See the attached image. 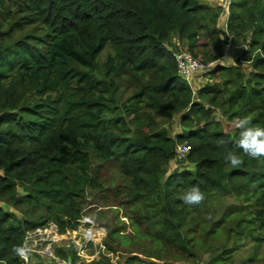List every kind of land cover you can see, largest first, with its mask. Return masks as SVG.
<instances>
[{
    "label": "trees",
    "instance_id": "16d2710c",
    "mask_svg": "<svg viewBox=\"0 0 264 264\" xmlns=\"http://www.w3.org/2000/svg\"><path fill=\"white\" fill-rule=\"evenodd\" d=\"M220 9L200 0H0V264H23L12 248L29 231H75L108 197L153 247L122 264L192 262L197 237L219 236L228 213L238 216L237 236L264 242V158L236 149L239 130L224 132L215 113L264 126V0H231L223 38ZM227 36L238 58L206 72L194 92L177 74L173 40L204 63L223 59ZM175 117L182 129L172 136L164 126ZM177 144L190 152L171 170ZM229 151L243 157L239 168ZM107 167L125 187L108 191ZM194 185L206 199L187 205ZM226 193L245 205L212 221L218 210L207 201Z\"/></svg>",
    "mask_w": 264,
    "mask_h": 264
},
{
    "label": "rangeland",
    "instance_id": "374dc122",
    "mask_svg": "<svg viewBox=\"0 0 264 264\" xmlns=\"http://www.w3.org/2000/svg\"><path fill=\"white\" fill-rule=\"evenodd\" d=\"M200 2L212 8H221L214 27L216 30L218 29L220 31V37L223 38L222 33L226 31V19L231 11V3L230 5H225L226 0H200ZM5 27L3 26L1 29L4 30ZM173 45H176L177 48L175 50L172 48L174 52L179 49L187 50V47L179 43L177 40H173ZM240 49L241 47L239 46H233V48L228 49V52L226 53L227 55L222 60L219 59L218 61L212 62L207 61L204 62V64L211 63L212 66L208 69L209 71L217 65L229 67L230 64L235 63V59L239 56ZM212 54L214 55V53ZM105 55L106 53L104 55L102 54L103 59ZM249 68L248 64H241L243 72L248 73L251 70V68L250 70ZM206 72L199 73L192 80V89L194 92L201 88L206 81H209ZM122 90L123 99L130 96V87L122 88ZM215 113L216 120L220 122L224 132L233 134L235 129L234 125L227 121L226 118L222 117L220 111L217 109ZM164 127L172 136L180 132L182 129L179 124V117H175L171 124H167ZM171 165L172 167L170 168L173 170L176 166L173 164ZM102 176L104 177L108 191L113 189L116 185H123V180L120 175L117 171L112 169V167H107ZM123 186L125 187L126 183ZM91 195L97 196L98 193L93 192ZM90 198L95 199V197ZM241 201L242 200L233 198L230 193H226L222 196H212L207 201L208 205L213 210H218V216L212 219V221H216L222 217L227 209L231 212V210L239 205ZM97 202L99 204L96 208L90 209L86 212L87 217L85 221H81V225L75 231H67L62 235L56 236L57 234L51 233L52 231H57V228L54 225L47 223L43 227L37 228L42 231H49V233L43 235V237L34 234V230L26 233L24 240L27 238L33 249L28 264H122L124 260L131 255L145 253L148 248L149 250H152L153 247H149L145 237L135 233L129 220L126 218L129 213L127 214L126 210L122 211L119 209L118 201L108 197L107 200ZM242 202L245 205L244 201ZM3 207L7 209L6 205H3ZM227 215L228 216L225 219L226 226L219 236L207 239H204V236L202 237L203 239L201 236L197 237L201 239L203 245L200 248V252L197 253V259L192 262L187 261V264H208L212 257L216 255L224 257L215 264H264V242L255 243V235H249L247 232L237 236L236 233L239 229L237 227L236 219H238V216H232L229 213ZM20 216L21 215L18 214V217ZM87 223H89L88 226H86ZM114 229H118L117 234H119V236L116 237V234L111 239V237L108 236V232ZM42 238L45 239L43 242ZM206 247H209V249L203 251ZM56 250L63 251V254L67 256V261L64 260L63 257H56ZM50 253L52 257L48 256ZM168 255L172 258L171 252H168ZM21 261L25 264L23 260Z\"/></svg>",
    "mask_w": 264,
    "mask_h": 264
},
{
    "label": "clouds",
    "instance_id": "9594fccd",
    "mask_svg": "<svg viewBox=\"0 0 264 264\" xmlns=\"http://www.w3.org/2000/svg\"><path fill=\"white\" fill-rule=\"evenodd\" d=\"M232 124L239 130V137L235 141L236 149L252 159L264 158V126L253 125L250 115L237 116L233 119ZM218 143L224 144L225 142L221 140ZM225 159L233 168H239L244 163L243 157L236 151H229ZM205 199V193L196 185L188 189L182 196L183 202L192 206L202 204ZM12 251L25 264H28L33 249L26 238L22 243L14 245Z\"/></svg>",
    "mask_w": 264,
    "mask_h": 264
},
{
    "label": "built area",
    "instance_id": "2783aa9c",
    "mask_svg": "<svg viewBox=\"0 0 264 264\" xmlns=\"http://www.w3.org/2000/svg\"><path fill=\"white\" fill-rule=\"evenodd\" d=\"M225 2V1H224ZM231 0H226V4L230 5ZM231 6V5H230ZM229 16V14H228ZM227 16V18H228ZM226 27V25H225ZM226 33V31H225ZM231 36H227V40L226 42L222 45V51H223V58L227 55L226 53L228 52L229 48H233V46L231 45ZM174 60H175V65H176V70H177V74L180 78L184 79L191 87V89L193 88L192 86V80L199 74V73H204L206 71H209L208 69L211 68V63H206L204 64L203 62H201L200 60L196 59L195 57H193V55L187 51V50H183V49H179L176 50L174 52ZM193 90V89H192ZM190 152V147L187 144H177L174 150V158L171 161L172 164L174 166H178V164L182 161H184L187 157V155ZM49 231L48 230H40V229H36L34 230V234H38L39 236L46 235L48 234ZM57 234L58 235H62L59 234L57 231H52L51 234ZM45 239L42 238V242ZM51 241V240H50ZM49 254V253H47ZM50 257V255H48Z\"/></svg>",
    "mask_w": 264,
    "mask_h": 264
},
{
    "label": "crops",
    "instance_id": "0c3cea01",
    "mask_svg": "<svg viewBox=\"0 0 264 264\" xmlns=\"http://www.w3.org/2000/svg\"><path fill=\"white\" fill-rule=\"evenodd\" d=\"M231 65V64H230ZM180 132H181V130H180ZM180 132H178V133H180Z\"/></svg>",
    "mask_w": 264,
    "mask_h": 264
}]
</instances>
